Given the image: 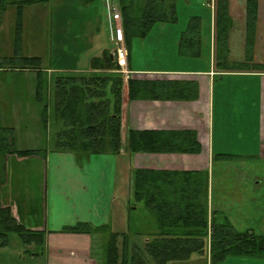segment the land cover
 <instances>
[{"label": "crops", "instance_id": "1", "mask_svg": "<svg viewBox=\"0 0 264 264\" xmlns=\"http://www.w3.org/2000/svg\"><path fill=\"white\" fill-rule=\"evenodd\" d=\"M101 6L108 14L105 28L109 34L108 41L113 46H109L106 39H101L100 33L106 35V31L96 24L91 30L90 41L92 47L97 46L94 54L86 55L83 66L78 63L72 68L59 69L56 71L59 74L82 76L105 73L92 69V60L103 59L108 53L117 62L114 27L120 22L113 19L114 12L120 14L122 25L123 17L120 10H114L110 0H101ZM216 6L217 0L178 1V22L158 23V28L154 29L165 43L168 40L173 43L165 48V61L142 64L135 56V45L139 42L134 38L129 45L126 44L128 68L126 72H121L124 78L122 147L118 154H88L54 147L57 135L64 127L62 120L54 118V145L45 152L49 192L45 204L49 212L46 225L50 223L53 229L48 232L41 230L45 232L42 250L47 255V264H98L92 250L100 235L94 237L62 231L83 222L94 227H108L114 233L127 232L132 177L140 169L206 172L209 177L207 201L210 219L214 214L215 220L226 219L239 232L264 235V72L218 73L215 68ZM229 15L232 20L229 58L245 59L246 0H229ZM192 17L201 18L200 57L181 55L179 52L181 34ZM253 57L255 62L264 64L261 61L264 58V0H258ZM49 72L54 78V71L47 69ZM129 79L139 83L134 85V89L140 91L139 97L133 100L129 94ZM174 91L177 92L175 98L172 97ZM6 100H9V107L14 105L21 109L16 96H9ZM21 113L22 110L19 117ZM131 130L189 131L194 134L201 149L197 153H130L127 144ZM9 139L15 146V139ZM253 170L259 171L261 177L253 175ZM4 202L5 205H12L13 200ZM13 211L20 220L21 209ZM149 223L153 225L151 218ZM150 225L147 227L149 231ZM107 236L104 233L101 239L98 238L102 246H105ZM142 239L133 236L131 241L139 243ZM192 262L211 264L208 253H194L186 261L168 264ZM220 264H264V259L229 257Z\"/></svg>", "mask_w": 264, "mask_h": 264}, {"label": "trees", "instance_id": "2", "mask_svg": "<svg viewBox=\"0 0 264 264\" xmlns=\"http://www.w3.org/2000/svg\"><path fill=\"white\" fill-rule=\"evenodd\" d=\"M50 0H0V22L9 7L19 11L26 5ZM123 17L126 44L131 39L146 38L158 23L178 22L179 0H116ZM94 0H83V5ZM246 49L243 61L229 58V34L232 20L229 0H217L216 6V53L215 68L220 75L236 72H264V64L253 57L258 21V0H246ZM21 23V21H19ZM21 26V24H19ZM15 44H20V29L16 31ZM201 18L192 17L179 42L181 55L201 56ZM42 59L27 56L15 49L12 56L0 55V70L34 68L37 71L35 102L42 106L44 129L53 126L56 117L63 121L54 147L64 150L92 153L118 154L122 147L121 114L124 78L121 68L110 53L103 59L92 60V69L106 71L89 75H57L48 78L40 69ZM7 68V69H6ZM6 69V70H5ZM139 84L129 79V94L133 100L139 97ZM172 97H177L176 91ZM14 129L2 125L0 116V175L4 176L9 157H29L40 154L39 150H18L8 134ZM130 153H197L200 145L193 133L164 131H135L128 136ZM79 157H86L79 155ZM208 174L205 172L136 170L132 177V198L129 206L128 230L114 233L108 227H94L80 222L66 227L63 233H107L104 256L95 252L92 256L99 264H168L186 261L194 253L209 254L211 264H220L229 257L264 259V235L239 232L228 220L210 219L208 208ZM1 179V176H0ZM142 208L150 214L153 225L140 223L132 216L133 210ZM134 215V214H133ZM139 221V223H138ZM16 233L27 244H45V232L32 231L14 214L12 205L0 199V236L7 239ZM143 238L139 243L132 237ZM120 242V243H119ZM104 246H100L102 248ZM97 251V250H96ZM103 261V262H102Z\"/></svg>", "mask_w": 264, "mask_h": 264}, {"label": "rangeland", "instance_id": "3", "mask_svg": "<svg viewBox=\"0 0 264 264\" xmlns=\"http://www.w3.org/2000/svg\"><path fill=\"white\" fill-rule=\"evenodd\" d=\"M82 1L50 0L45 3L26 5L21 11L17 7H9L0 22V55L10 57L17 49L21 54L40 57L42 59L40 69H52L55 77L60 75L56 72L59 69L72 68L78 63H82L81 66H83L86 55H91L92 52L94 54L97 49V46L92 47L90 44L91 30L97 24L102 31H106L108 14L104 12L101 0H94L88 5H83ZM110 2L115 6L114 8L120 10L116 0H110ZM156 25L150 32L151 37L145 38V43L144 39L135 38L139 42L135 45V56L139 57L142 64H156L165 61L164 57L167 54L165 48H168L166 46L170 43L173 44L169 40L165 43L164 38L154 31L158 26ZM18 29H20L21 41L19 45H16L15 38ZM100 37L108 41L109 34L107 31L106 35L102 32ZM108 44L113 46L109 41ZM233 60L243 61L244 59L233 58ZM261 61H264V58ZM17 67V70L7 68V71L0 70L2 125L14 129L8 137L15 139L16 149L39 150L41 154L22 158L9 157L6 173L4 176L0 175V199L3 203H5L4 200H13V209H21L20 221L28 229L48 232L53 227L50 223L46 225L49 212L45 204L49 192L46 183L47 157L45 152L54 145L52 127L44 129L42 106L34 99L37 70L22 68L20 64ZM44 73L46 77L52 76L50 72L44 71ZM13 95L19 101L18 105L20 104L21 109L19 106H8L9 100L6 99ZM6 112L9 114L6 115ZM257 161L259 162L258 159ZM251 164L254 168L255 165ZM252 174L261 177L257 170H253ZM132 212L134 214L132 216L140 219V223L145 225L150 221V215L143 208L142 211L137 209ZM26 213L29 216L26 217ZM98 238L101 239V235ZM98 238L94 244L97 250L95 252L103 257L105 246L100 248L102 243ZM96 262L99 261L96 260ZM0 264H47V255L43 253L40 244H27L16 233H11L6 240L0 236ZM50 264L54 263L50 262ZM55 264L60 263L55 262Z\"/></svg>", "mask_w": 264, "mask_h": 264}, {"label": "built area", "instance_id": "4", "mask_svg": "<svg viewBox=\"0 0 264 264\" xmlns=\"http://www.w3.org/2000/svg\"><path fill=\"white\" fill-rule=\"evenodd\" d=\"M115 10V8H114ZM113 19L119 21V24H116L114 27V32L116 36L117 48L115 51L117 64L121 68V72H126L128 68V50L126 47L125 34L123 30L121 16L118 12H114Z\"/></svg>", "mask_w": 264, "mask_h": 264}]
</instances>
